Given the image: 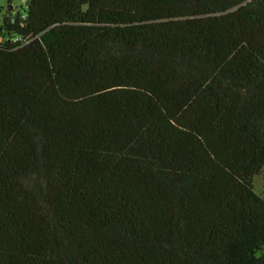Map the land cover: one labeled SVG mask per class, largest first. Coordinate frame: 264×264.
Instances as JSON below:
<instances>
[{"label": "trees", "instance_id": "obj_1", "mask_svg": "<svg viewBox=\"0 0 264 264\" xmlns=\"http://www.w3.org/2000/svg\"><path fill=\"white\" fill-rule=\"evenodd\" d=\"M0 38V264H264V0H27Z\"/></svg>", "mask_w": 264, "mask_h": 264}, {"label": "rangeland", "instance_id": "obj_2", "mask_svg": "<svg viewBox=\"0 0 264 264\" xmlns=\"http://www.w3.org/2000/svg\"><path fill=\"white\" fill-rule=\"evenodd\" d=\"M12 7L11 11L17 12L23 9V2L22 0H0V25L2 22V17L5 12L8 10V4ZM253 190L257 194L264 195V168L262 169L259 175L254 176L253 178Z\"/></svg>", "mask_w": 264, "mask_h": 264}, {"label": "built area", "instance_id": "obj_3", "mask_svg": "<svg viewBox=\"0 0 264 264\" xmlns=\"http://www.w3.org/2000/svg\"><path fill=\"white\" fill-rule=\"evenodd\" d=\"M22 2H23V7H25L26 6V3H27V0H22ZM22 14H21V17L22 18H24L25 17V13L24 12H21ZM18 37H14L13 38V40H15V41H18ZM0 40H1V38H0Z\"/></svg>", "mask_w": 264, "mask_h": 264}, {"label": "crops", "instance_id": "obj_4", "mask_svg": "<svg viewBox=\"0 0 264 264\" xmlns=\"http://www.w3.org/2000/svg\"><path fill=\"white\" fill-rule=\"evenodd\" d=\"M8 9L11 11L12 7L11 8H8Z\"/></svg>", "mask_w": 264, "mask_h": 264}, {"label": "water", "instance_id": "obj_5", "mask_svg": "<svg viewBox=\"0 0 264 264\" xmlns=\"http://www.w3.org/2000/svg\"><path fill=\"white\" fill-rule=\"evenodd\" d=\"M9 8H11V6Z\"/></svg>", "mask_w": 264, "mask_h": 264}]
</instances>
